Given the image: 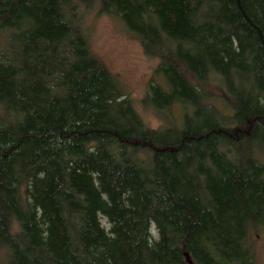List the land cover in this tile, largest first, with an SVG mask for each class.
I'll use <instances>...</instances> for the list:
<instances>
[{
	"label": "trees",
	"instance_id": "1",
	"mask_svg": "<svg viewBox=\"0 0 264 264\" xmlns=\"http://www.w3.org/2000/svg\"><path fill=\"white\" fill-rule=\"evenodd\" d=\"M95 5L156 57V126ZM263 225L264 0H0V264H256Z\"/></svg>",
	"mask_w": 264,
	"mask_h": 264
},
{
	"label": "rangeland",
	"instance_id": "2",
	"mask_svg": "<svg viewBox=\"0 0 264 264\" xmlns=\"http://www.w3.org/2000/svg\"><path fill=\"white\" fill-rule=\"evenodd\" d=\"M83 33L88 37V46L93 55L111 73L115 74L129 93L134 105L150 126L157 121L152 111L143 107V98L148 83L157 82L156 57H148L138 41L131 36L121 21L97 14V6L84 10ZM152 235L156 232L153 229ZM256 264H264V225L253 232Z\"/></svg>",
	"mask_w": 264,
	"mask_h": 264
}]
</instances>
